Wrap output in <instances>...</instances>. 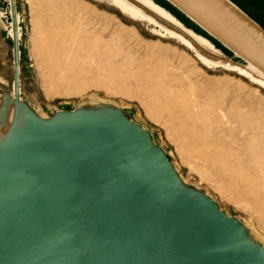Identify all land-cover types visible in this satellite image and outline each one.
I'll return each instance as SVG.
<instances>
[{
	"label": "water",
	"instance_id": "water-1",
	"mask_svg": "<svg viewBox=\"0 0 264 264\" xmlns=\"http://www.w3.org/2000/svg\"><path fill=\"white\" fill-rule=\"evenodd\" d=\"M169 1L264 72V31L229 2ZM10 5L15 88L3 109L11 102L14 115L0 143V264H264L241 223L185 188L121 112L43 120L27 109L18 125Z\"/></svg>",
	"mask_w": 264,
	"mask_h": 264
},
{
	"label": "rangeland",
	"instance_id": "rangeland-1",
	"mask_svg": "<svg viewBox=\"0 0 264 264\" xmlns=\"http://www.w3.org/2000/svg\"><path fill=\"white\" fill-rule=\"evenodd\" d=\"M70 1L74 2L76 5V9L73 10V14L72 10H67V13L70 18L74 21V23H76V25L74 26L75 34H81V30H83L84 26H86L85 22L86 20H88L87 14H94L95 17L90 18L91 25L89 26V29L95 31L96 35L98 34L100 36H103L105 41H109V39L111 40L114 37L116 38L120 34L123 35L121 41L118 42L119 45L117 44V41H113L111 43L112 47L115 48V50H118L120 46L119 50L122 51V53L124 54L130 53V55L135 61H148L151 60L153 56H156L155 58L157 59L161 58V60L166 61V63L170 65V68H175L173 69L176 71H174L173 73H175V76L177 75V79L179 77L181 82L184 80L183 83H181L179 80L180 84H182L184 87H189L191 85L194 87V92L192 91V93L190 94V100L191 97L192 99H194V97H197L202 104H205L206 99V104L204 106H206L207 108L215 107L218 110H221L223 108V114L227 117L229 116V119L231 116L233 120L235 112L238 111L237 108L241 111H243L242 109H244V112L245 108L246 112L259 111L261 114L264 115V90L258 85L243 78L237 73L224 70L223 67L208 68L204 66L195 57L194 53L187 50L177 41L172 39H165L158 36L155 30H160L159 27H154L145 22L135 21L129 16L121 13L119 9H117L107 1ZM127 1L132 5L138 7L146 15L153 17L146 9L140 7V5L134 2L133 0ZM153 1L156 3V5L164 8L165 10H171L173 12V9L171 7L168 8V6L162 0ZM41 2L42 0H15L17 35L18 31L20 32V37H18L20 100H22L28 106L29 110L34 112L37 117L43 120H50L60 113H72L78 111L97 113H104L106 111L121 112L131 123L139 126L146 133H148L153 143L164 153L166 158L169 160L178 179L185 188L203 194L205 197L213 201L219 207L222 213H224L229 218L235 219L240 222L243 226V229L247 233L251 243L264 252V222H262L263 220H261L264 219V216H262L264 214V199L263 194H261L263 192L260 193L261 199L255 201L254 195L253 198L251 196V194L253 193H251L248 188H246L247 186L243 182L239 181L237 176L230 174L227 170L221 168L218 165L213 164L215 168L213 167V165H210L212 163H210L206 158H204L207 155L206 152L203 153L201 147L199 146V143H197V146V144H195L191 140L188 141V139L183 136L182 132L180 134L183 136V139L186 140L182 139L181 142H187V144L183 143L185 145L187 153L186 150L180 151L181 149L177 147V143H175L170 137L167 131L168 128L162 125L161 123L156 122L154 119H152L153 117H150L151 115H149L148 113L147 106H150V102L154 101V99H152L154 97L147 98V95H149L147 92L151 89L150 87H146V85L144 86V83L137 84L133 80H129L128 82L131 83V88H133V90L135 89L131 97H127L117 93L113 94L112 90L108 89L109 87L105 84V79H107V75L104 73L99 74L98 71L96 74V64H90V68L88 66V71L91 72H88V80L87 78L85 79L86 85H84L85 87L83 88L82 93L74 95H69L68 93H66L67 95H65L66 91L64 89L67 88V86H65V83H62L63 85L61 83L59 84V87L61 86L59 88V92L52 94L49 91L51 90L52 85L50 83L49 78L45 76L46 71L44 74V71L41 70L40 67H37L39 66V61L37 60L38 52L36 51H38V48L36 45H38L37 43L42 39V37H44V34L41 28L36 23L38 20L37 18H39V16H44V13L46 12V6L43 4V2L41 4ZM236 2H238L240 6H242L243 4L241 0H236ZM36 4L38 5V7L36 6ZM34 6L37 10L34 8ZM174 10L176 11L177 9ZM177 11L176 12L179 14L176 13L178 16V18L176 19H178V21L183 26H185L188 30L193 31L199 37H202L209 41L216 51L220 52V54L224 52L226 55H228V57L224 59L222 56L215 54L210 49H207L208 52L204 51V49H199L202 55H204L215 63H223L224 60H229L233 63H238L243 66L251 67L254 71L259 72L264 76V72H262L254 64L241 57L236 51L232 50V48H230L228 45L216 38L212 33L207 32L201 26L193 23L189 19V16L187 17V14L179 10ZM85 16L86 19H84ZM74 18H76L77 20ZM153 18L163 28L174 30L171 25L166 24L165 22L160 21L155 17ZM33 27L36 28V32ZM79 28L81 30H79ZM12 30L14 31L15 35V26L11 11L10 0H0V111L3 109L6 102L10 98H14L15 57L14 37L11 36ZM37 31L39 33V36L42 35V37L38 36ZM175 31L180 33L179 30ZM34 39L37 41V43ZM34 43L35 45H33ZM35 52L37 55L35 54ZM36 56L37 58H35ZM117 60L120 61L121 57H119ZM97 75L99 76V78L97 77ZM44 77L49 80V84L46 78ZM41 80L43 82H41ZM44 80L47 82H45ZM88 81L91 82L89 83ZM133 83H135L137 87ZM193 83L195 86L193 85ZM42 84L45 86H43ZM48 85L50 86V89ZM45 87L46 91L43 89ZM144 87L146 88L144 89ZM60 91L61 94H59ZM45 92L47 95L45 94ZM203 93L205 97L208 96L210 99L208 97L205 98L203 96ZM148 99L149 102H147ZM207 99L211 101L209 102L207 101ZM91 100H96L98 105H92ZM225 101L226 105H224ZM216 106L223 107L219 109L220 107ZM163 117L166 118L167 114L163 113ZM215 117H217L218 121L219 115H216ZM204 120L207 121L206 119ZM204 120L202 119L201 122L203 121L202 123H204ZM238 126L239 124L232 125L230 127V133H226H229L228 136L232 133L230 135L231 137L223 136V141L225 140L227 142L228 140V142H230L234 141L235 139H243L245 135L243 133L241 134L240 126L239 128ZM217 127L218 124H214V130ZM190 146L193 147V149ZM194 148L199 149V155H197L198 153ZM194 150L196 151V153ZM201 152L203 153L204 157L201 156L202 154L200 155ZM184 153L185 155H187L188 159L186 158ZM198 156L199 158H197ZM197 159H201L203 163H201V161H198ZM191 162H193V165ZM199 164H201L202 167ZM238 184L240 185L239 188ZM240 188L242 189L240 190ZM239 191H241V193ZM251 201L253 206L251 205ZM250 205L252 208L250 207Z\"/></svg>",
	"mask_w": 264,
	"mask_h": 264
},
{
	"label": "bare ground",
	"instance_id": "bare-ground-1",
	"mask_svg": "<svg viewBox=\"0 0 264 264\" xmlns=\"http://www.w3.org/2000/svg\"><path fill=\"white\" fill-rule=\"evenodd\" d=\"M104 1L109 2L111 5L119 9L121 13L129 16L131 19L135 21L145 22L154 27H159L160 30H155L158 36L165 39H172L177 41L187 50L194 53L195 57L204 66L208 68L223 67L224 70L237 73L238 75L258 85L264 90V76L259 72L254 71L251 67L243 66L238 63H233L230 62L229 60H224L223 63L222 62L215 63L210 59H208L207 57H205L204 55H202L199 49L200 50L204 49V51L206 52H208L207 49H210L215 54L222 56L224 59L228 57V55H226L224 52L220 54V52L216 51L209 41H207L202 37H199L193 31L188 30L185 26H183L178 21V19H176L178 18L177 14L172 12L171 10L170 11L165 10L164 8L156 5V3L153 0H133L134 2L139 4L140 7L146 9L153 17L157 18L160 21L165 22L166 24L171 25L174 30L163 28L153 17L146 15L144 12H142V10H140L135 5H132L127 0H104ZM226 1L229 2L231 5H233L241 13L246 15L231 0H226ZM42 2L46 6L45 7L46 12L44 11L45 12L44 16H39L38 13L39 18H37L38 20L36 24H38V26L43 31L44 37H42V35L39 36V33L37 31L38 36L42 37V39L38 43L34 39L38 44L36 45L38 48V51H36L38 52V55L36 54V52L35 54L38 56L37 60L39 61V62L36 61L39 63V66L37 67H40V69L44 71V74L46 71L45 76L50 80L52 87L51 90L49 91L52 94L59 92V88L61 87V86L59 87L60 83L61 84L65 83L66 84L65 86H67V88L64 89L66 91L65 95H67L66 93H68L69 95L82 93L83 88L85 87L84 85H86L85 79L87 78L88 72L89 73L91 72L88 71V66L90 64H96L97 66L96 74L98 71L99 74L104 73L107 75V79H105L106 80L105 84L109 87L108 89L112 90L113 94L117 93L127 97H131L135 89L133 90V88H131L132 87L130 86L131 83H129L128 81L133 80L137 84L144 83V86L146 85V87L148 86L151 88L147 92L149 94L147 95V98L154 97L152 98L154 99V101L150 102L151 103L150 106H147L148 113L149 115H151L150 117H153L152 119H154L156 122H159L168 128L167 131L170 137L175 143H177L178 145L177 147L181 149L180 151L186 150L185 145L183 143L187 144V142L185 141H183V143L181 142L183 136L187 138L188 141L191 140L195 144L199 143V146L201 147L203 153L206 152L207 156L205 155L206 157H204L202 152L200 153V155L202 154L201 155L202 157L206 158L210 163H212L210 165L213 164L218 165L221 168L227 170L230 174L237 176L239 181L243 182L247 186L246 188H248V190L251 193H253L251 194V196L253 198L254 195L255 201L261 199L260 196L261 192H263L261 194H263V199H264V115L263 114H261L259 111L246 112V108L244 112V109H242L243 111H241L237 108L238 111L235 112L233 116L234 118L233 120L231 116L229 119L228 118L229 116L227 117L226 115L223 114L224 112L222 111L223 106L222 107L216 106V107H220L219 109L222 108L221 110H218L215 107L207 108L206 106H204L206 104V99H205V104L204 103L202 104L197 97H194V99H192L191 97L190 100V94L192 93L194 87L192 85L189 87H184L182 84H180L181 80L179 79V77L177 79L176 77L177 75L175 76L174 75L175 73H173L174 71H176L174 70L175 68L173 66L172 67L174 69L170 68V65L167 64L166 61L161 60V58L157 59L155 58L156 56L155 57L153 56L151 60H148L149 62L146 60L135 61L133 57L130 55V53H126V54L122 53V51L119 50L120 46L118 50H115V48L112 47L111 43L113 41H117L118 44V42H120L121 39L123 38V35L120 34L116 38L114 37L111 40L109 39V41L107 40L105 41L103 36H100L98 34L96 35L95 31L89 29V26L91 25L90 18L95 17L94 14H87L88 20H86L85 22L86 26H84L83 30L79 28V30H81L82 32L80 31L81 34L77 35L74 32V26L76 25V23H74V21L70 18V16L67 13V10H72V14H73V10L76 9V5L74 2L70 0H42ZM36 6L38 7L37 4ZM34 8L36 9L35 6ZM188 15L190 18H192L197 23H199V21L196 20L193 16H191L190 14ZM84 19H86V16ZM35 29L36 28H34V30ZM175 30H179L180 33L176 32ZM11 36L14 37L13 30L11 31ZM18 37H20L19 31H18ZM225 38L227 39V41L236 44V42L233 39L229 37H225ZM33 45H35V43ZM37 56L35 58H37ZM119 57H121L120 61L117 60ZM97 77L99 78L98 75ZM42 80L41 82H43ZM49 80H47L48 84H49ZM183 81L181 83H183ZM127 82L129 85L127 84ZM133 84L136 85L135 83ZM46 87L43 88L45 91H46ZM146 87H144V89ZM61 91L59 94H61ZM207 101L209 100L207 99ZM147 102H149V99L147 100ZM20 103H21V118L18 125H20L23 121L24 112L27 109H29L28 106L22 100H20ZM91 104L95 106L98 105L96 100H91ZM224 105H226V101ZM163 113L167 114L166 118L163 117ZM13 115H14V105L10 102L0 114V143L5 141L7 138L9 130L12 126ZM216 115H219L218 121H217V117H215ZM202 119L203 120L206 119L207 121L204 120L206 123L205 122L202 123L203 122V121L201 122ZM214 124H218V127L215 130H214ZM234 124H239L241 134L243 133L245 137L243 139H235V140L232 138L234 141H230V142H228V140L227 142L225 140L223 141L222 138L223 136L231 137L230 135L232 133L229 136L228 134L230 133V127ZM181 132L183 136L180 134ZM227 132L229 133L226 134ZM191 148L193 149V147ZM196 151L198 153L199 149H196ZM197 155H199V153ZM185 156L187 158V155ZM197 158H199V156ZM199 160L201 161V163H203L201 159ZM191 163L193 165V162ZM199 165L201 166V164ZM214 165L213 167L215 168ZM214 172H218V171H214ZM239 186L240 185L238 184V188ZM241 189L242 188H240V190ZM239 192L241 193V191ZM251 205L253 206L252 201H251ZM262 216H264V214ZM261 220H263L262 222H264V219ZM263 229H264V224H263Z\"/></svg>",
	"mask_w": 264,
	"mask_h": 264
},
{
	"label": "crops",
	"instance_id": "crops-1",
	"mask_svg": "<svg viewBox=\"0 0 264 264\" xmlns=\"http://www.w3.org/2000/svg\"><path fill=\"white\" fill-rule=\"evenodd\" d=\"M168 8L178 9L174 4H172L169 0H162ZM237 7L240 8L242 12H244L250 20H252L257 26H259L264 31V0H241L243 3L242 6L236 2V0L232 1ZM176 10V11H177ZM178 12V11H177ZM188 17V16H187ZM189 19L198 25L195 21H193L190 17Z\"/></svg>",
	"mask_w": 264,
	"mask_h": 264
},
{
	"label": "trees",
	"instance_id": "trees-1",
	"mask_svg": "<svg viewBox=\"0 0 264 264\" xmlns=\"http://www.w3.org/2000/svg\"><path fill=\"white\" fill-rule=\"evenodd\" d=\"M173 12H174V13H177L175 10H173ZM177 14H179V13H177Z\"/></svg>",
	"mask_w": 264,
	"mask_h": 264
}]
</instances>
